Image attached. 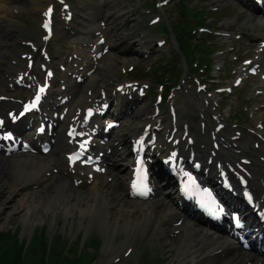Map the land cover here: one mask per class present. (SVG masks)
Returning a JSON list of instances; mask_svg holds the SVG:
<instances>
[{"label": "bare ground", "instance_id": "6f19581e", "mask_svg": "<svg viewBox=\"0 0 264 264\" xmlns=\"http://www.w3.org/2000/svg\"><path fill=\"white\" fill-rule=\"evenodd\" d=\"M31 1L34 2L35 0H0V44L10 40H13L10 42L15 43L16 30H19L14 22L6 18L7 11L20 4H29ZM245 24L251 27H263L264 17L249 15L245 19ZM125 34V29L116 34L118 42ZM18 38L20 37H16V40ZM113 57L114 55H108V53L103 56V62L98 69L97 75L103 76L104 71L115 70V59ZM48 170L47 163L34 158H5L0 156V216L5 207L15 203L13 210L18 212L23 218L24 228L30 226L31 231L35 228L36 218L34 219L33 217L44 216L46 212H52L53 217L55 211L64 212L65 224L69 215L78 212L82 222H85V218L88 217L89 221L86 224L88 231L95 225L106 229L113 219H117V222L122 220L120 229H117V223L113 225V228L114 231L118 230V232L126 234V239L123 241L125 243L131 235H139V238H146L153 224L155 225V231L151 238L154 237L157 231H163L167 223L173 220L171 215L176 212V196L174 192L163 189L160 191L158 198L154 201L146 202L144 206L139 208L141 206L140 201L129 199L126 196L124 185L117 186V182L128 174H125L122 164L119 163L112 168L110 167V172L114 176L111 183H107L105 177L101 180L97 179L87 192H82L75 189L72 185L70 186L68 180L63 176L54 175L53 179L45 185L43 190L21 196L20 191L24 187V182L31 180L40 182L43 180V173ZM13 175L15 177L11 179ZM171 184L169 185L171 186ZM125 214L127 216H124ZM154 216H156V219ZM198 234L201 235L200 238L197 236ZM206 234L207 232L203 231L199 226L187 228L185 237L179 242L178 252L174 259L180 262L189 259L196 262L198 254L196 250L197 244H195L196 240L198 239L199 244H204L215 239L214 236ZM202 235L206 236L202 237ZM221 243L223 242H219L217 245L222 247ZM112 249L111 239L110 244H108V250ZM233 259H235L234 256H230L222 261H212L211 264H231ZM197 264H207V262L202 260L197 262Z\"/></svg>", "mask_w": 264, "mask_h": 264}, {"label": "rangeland", "instance_id": "374dc122", "mask_svg": "<svg viewBox=\"0 0 264 264\" xmlns=\"http://www.w3.org/2000/svg\"><path fill=\"white\" fill-rule=\"evenodd\" d=\"M219 1L221 2V0H201V4L203 6H206V8H209L210 6L217 4ZM41 2L42 0H36L35 4L37 6H40L42 5ZM111 2L109 4L108 9L112 12V14H120L123 16L121 21L114 20L115 27L111 35L113 50L110 53H108V55L109 54L114 55L113 59H115V66H114L115 70H112L113 73H111V75L116 77L117 75H119V67L121 64H124V63L127 64L128 62H134L131 59L126 60L125 56L122 54L123 51L125 50L124 48L126 47L125 41L127 39H135L137 36L139 37V35L142 33L141 31H134V28L138 23L137 22L138 20L133 19L134 18L133 14L136 8L137 0H114V1L111 0ZM19 6L22 8L20 13L10 14V11H7L6 13L7 14L6 18L11 20L18 26L19 30H16V33H17L16 37L24 38V37L36 36L37 30H38L36 27L38 18L32 13H30L29 5L21 4ZM173 6L175 5H172V4L170 5L168 12L171 15H173L172 17L175 21H182L183 18L182 16L179 15L178 7L175 6L174 8ZM232 7L230 8V10H226L225 12L222 11L218 13L219 14L218 23H219V20L225 18L224 17L225 14L229 13L231 16H234V17L239 16L237 25L234 27H230V29L251 28V29H256V30H264V27H251L245 24V19L249 15L247 13H243L242 7H238L235 9H232ZM171 8L173 9L172 12H171ZM125 18H129L128 19L129 23H127L125 27L120 28V25L123 23V20ZM122 29H125V32L130 33V36H127L124 40L121 39L120 42L122 41V44H121L122 46H117L115 42V38L117 36H115V33L117 31H121ZM16 37H15V41H16ZM10 41H13V40H10ZM10 41L0 44V72H2V70L4 69L6 63L8 62V59L12 58L15 54L16 49L19 48V46L16 45V42L12 43ZM157 55L158 54H155L154 57H152L151 59L140 60L139 52H136L135 55L132 56V58L136 60V64H138L139 67H144L148 63H154V60L157 58ZM109 73L108 71H105L104 75L106 76L100 77L98 79L105 80L108 77ZM258 101L259 102L264 101V98L259 99ZM228 102L232 103L234 110H239L242 108V104L240 102L237 103L234 97L233 99L229 98ZM18 157L25 158V159L34 158L38 161H43L45 163H47V161L49 160V157H46V156H37V155H30V154H23ZM13 177H15V175L11 176V179H13ZM52 179H53V176H50L48 178H44L40 182L33 181V180L24 182V187L20 191L21 196L24 194L30 193V192L43 190L45 185L49 183ZM70 186H71V182H70ZM89 188L90 186L89 187H85V186L76 187L77 190H80L82 192H87ZM166 189L171 190L168 187H166ZM14 205L15 203L5 207V210L2 212L0 216V233L8 230L14 237H18L21 241L26 242V240L30 238L33 232L34 234L38 235L39 232L43 230V231H46L49 241L53 236L58 237L57 239H59L60 241L56 243V248H53V251H58L59 248L60 249L63 248L64 246L63 243H65V246H66L73 239L76 238V236L78 235V232L83 231L84 240H88L90 238L89 240L90 242L93 237H96L97 239L100 240V242H102L101 243L102 248H100V250L99 248H96L100 245L99 241L95 244L96 247L92 246V244H90L89 246L86 245L83 247L80 243H78L74 251L71 252L69 255L75 256L76 254L75 250L78 251L82 257L83 256L88 257V256H91L93 253L98 252L99 255H98V258L96 259L97 264H110V257H108L107 254L104 255V252H105L104 247L105 248L107 247V245H105V242L107 243V239H108V242L110 243V236H109L110 232H108L107 227L106 229H102L100 226L95 225L92 227L90 231H88L86 228V224L89 221L88 217L85 218V222H82L81 221L82 218L80 214H78V212H75L74 214L69 215L68 220L65 224V218H64L63 212L60 214V212L55 211L54 217L52 215V212H46L44 216H41V217L40 216L33 217L34 219L36 218L35 224H34L35 228L34 230L31 231L30 226L24 228L23 218L18 212L13 210ZM114 211L116 212V210ZM124 216H127V214H125ZM117 221H118L117 219H113L112 221H110V224H116ZM122 222L123 221L121 220V223ZM12 227L13 229L10 230V228ZM188 227H190L189 224L183 227L182 233L179 235V238L175 239V242H181L183 240V238L185 237L186 228ZM150 228L151 230L149 234L146 235V238H139V239L137 238V242L135 243L136 244L135 251L132 254L133 256H131L128 259V261L122 262L121 264H135L137 262H139L140 264H153L155 261L158 262L159 264H192L193 263V261L190 259L184 262L175 260L174 258L178 252V248H173L172 246L169 245V243H167L168 240H170V237L167 236L168 233L161 234L160 232H157L154 235V237L151 238V235L155 231V225L151 226ZM86 231H88V233H86ZM133 238L134 237L131 236L129 240L127 241L131 243L132 241H134ZM111 239H112V245L121 246L122 245L121 243L125 241L126 239V234L118 233V235L113 236ZM53 256L57 257L55 252H52L50 255V257H53ZM196 259L200 260V255L197 256Z\"/></svg>", "mask_w": 264, "mask_h": 264}, {"label": "trees", "instance_id": "16d2710c", "mask_svg": "<svg viewBox=\"0 0 264 264\" xmlns=\"http://www.w3.org/2000/svg\"><path fill=\"white\" fill-rule=\"evenodd\" d=\"M46 244L44 238L37 243L30 251L31 264H50L46 258ZM41 254L39 255V252ZM22 243L19 239L13 238L6 232L0 233V264H23Z\"/></svg>", "mask_w": 264, "mask_h": 264}, {"label": "snow or ice", "instance_id": "6c2138e0", "mask_svg": "<svg viewBox=\"0 0 264 264\" xmlns=\"http://www.w3.org/2000/svg\"><path fill=\"white\" fill-rule=\"evenodd\" d=\"M49 11H51V9H49ZM44 27L47 28L48 25L45 24ZM38 99H39V97L37 96V100ZM34 106L35 105H33V107ZM133 188H135L137 190V192H138L139 195L146 196L148 194V190H147V188H146L145 185H142V184L141 185H137V184L134 183L133 184Z\"/></svg>", "mask_w": 264, "mask_h": 264}]
</instances>
